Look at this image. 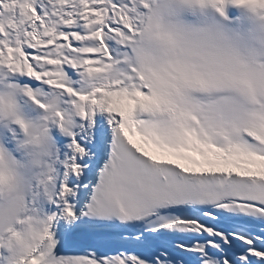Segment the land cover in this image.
<instances>
[{
    "label": "snow or ice",
    "instance_id": "6c2138e0",
    "mask_svg": "<svg viewBox=\"0 0 264 264\" xmlns=\"http://www.w3.org/2000/svg\"><path fill=\"white\" fill-rule=\"evenodd\" d=\"M0 264H264V0H0Z\"/></svg>",
    "mask_w": 264,
    "mask_h": 264
}]
</instances>
